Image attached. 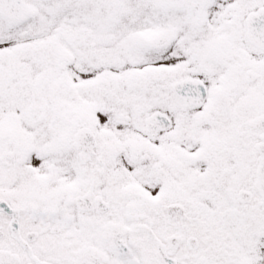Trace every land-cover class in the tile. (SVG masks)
<instances>
[{
  "label": "snow or ice",
  "instance_id": "snow-or-ice-1",
  "mask_svg": "<svg viewBox=\"0 0 264 264\" xmlns=\"http://www.w3.org/2000/svg\"><path fill=\"white\" fill-rule=\"evenodd\" d=\"M0 264H264V0H0Z\"/></svg>",
  "mask_w": 264,
  "mask_h": 264
}]
</instances>
